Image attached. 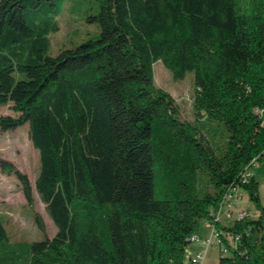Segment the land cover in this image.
I'll list each match as a JSON object with an SVG mask.
<instances>
[{"label":"trees","instance_id":"trees-1","mask_svg":"<svg viewBox=\"0 0 264 264\" xmlns=\"http://www.w3.org/2000/svg\"><path fill=\"white\" fill-rule=\"evenodd\" d=\"M56 1L0 0V107L13 113L0 133L28 125L58 228L20 252L0 220V264H188L206 221L219 264H264L259 183L245 177L264 161V0H96L99 35L52 55ZM157 63L177 81L194 73L196 115L223 125V151L179 120ZM0 166L32 204L28 177ZM237 187L258 215L226 227L216 214Z\"/></svg>","mask_w":264,"mask_h":264},{"label":"rangeland","instance_id":"rangeland-1","mask_svg":"<svg viewBox=\"0 0 264 264\" xmlns=\"http://www.w3.org/2000/svg\"><path fill=\"white\" fill-rule=\"evenodd\" d=\"M55 5L59 31L51 36L50 53L52 55L62 48L77 46L99 35L97 25L87 21L88 17L98 11L96 0H58ZM43 9L46 10V7ZM33 14L34 12L31 16ZM13 75L17 81L25 79V75L17 71ZM154 76L156 87L169 92L179 106V120L202 125L208 142L217 152L223 151L227 141L223 125L218 123L206 125L200 122L201 117L196 115L194 73H188L183 80L177 81L162 63H157L154 66ZM0 114L13 115L9 107H0ZM0 161L12 165L26 175L33 191V203L29 204L17 176L0 166V220L8 233L10 250L21 252L32 243L41 242L47 237L53 238L58 228L35 189L40 172V156L30 141L28 125L15 131L0 133ZM250 171L259 183V195L264 206V161L254 165ZM244 201L243 205L247 206L248 212L251 213L250 219L257 217L258 213L247 194ZM221 222L226 227L232 225V221L226 218H222ZM202 226L204 227V223ZM201 236L206 237L203 233ZM201 244L192 243L187 260L203 254L206 258L205 264H219L220 257L226 251H223L219 245H213L206 252Z\"/></svg>","mask_w":264,"mask_h":264},{"label":"built area","instance_id":"built-area-1","mask_svg":"<svg viewBox=\"0 0 264 264\" xmlns=\"http://www.w3.org/2000/svg\"><path fill=\"white\" fill-rule=\"evenodd\" d=\"M258 163H253V166ZM251 172H247L245 177H249ZM245 191L240 187L234 188L230 194H228V201H227V211L226 213H217L216 214V221H220L221 218H226L230 221H241L250 217L251 213L248 212V207L243 205L245 203ZM208 229L210 230V237L203 241L197 242L196 238H192V243H202L201 245L205 248L206 252L209 248L213 245H219L222 247L223 251L225 248L221 242V238L219 233L215 229V225L213 222H209ZM205 256L203 254L193 256L189 259V264H205Z\"/></svg>","mask_w":264,"mask_h":264},{"label":"crops","instance_id":"crops-1","mask_svg":"<svg viewBox=\"0 0 264 264\" xmlns=\"http://www.w3.org/2000/svg\"><path fill=\"white\" fill-rule=\"evenodd\" d=\"M252 174H253V173H252ZM253 175H254V174H253ZM254 176H255V175H254ZM221 220H222V218L220 219L219 222L222 224ZM208 224H209L208 221L204 222V227H202V230H201L198 234H196V235L194 236V237L196 238L197 242L205 241V240L208 239V237H210V230L208 229ZM202 233L206 235L205 238H203V236H201ZM197 244H198V243H197ZM198 246H200V245H198ZM201 246H202V245H201ZM197 248H198V247H197ZM188 264H189V263H188Z\"/></svg>","mask_w":264,"mask_h":264},{"label":"bare ground","instance_id":"bare-ground-1","mask_svg":"<svg viewBox=\"0 0 264 264\" xmlns=\"http://www.w3.org/2000/svg\"><path fill=\"white\" fill-rule=\"evenodd\" d=\"M223 204L221 205V207L219 208L218 213H226L227 211V201H228V195L224 198L223 200Z\"/></svg>","mask_w":264,"mask_h":264}]
</instances>
